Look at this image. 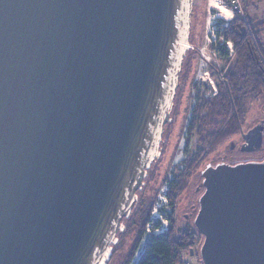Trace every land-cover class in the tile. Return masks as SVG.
<instances>
[{
    "label": "water",
    "instance_id": "1",
    "mask_svg": "<svg viewBox=\"0 0 264 264\" xmlns=\"http://www.w3.org/2000/svg\"><path fill=\"white\" fill-rule=\"evenodd\" d=\"M196 1L0 0V264H108L159 159ZM260 126L254 158L202 172L199 264H264Z\"/></svg>",
    "mask_w": 264,
    "mask_h": 264
},
{
    "label": "flooded vegetation",
    "instance_id": "2",
    "mask_svg": "<svg viewBox=\"0 0 264 264\" xmlns=\"http://www.w3.org/2000/svg\"><path fill=\"white\" fill-rule=\"evenodd\" d=\"M187 66L181 75V85L177 91L172 120L167 126V136L165 135L160 157L149 172L136 209L128 220L126 230L120 236L108 264H115L120 258H124V264L129 256L128 250L130 251L134 244L130 240L135 233L141 232L146 220L145 232L152 228L155 234L163 231L164 227L168 228L166 232H175L177 224L189 227L182 233L192 232L193 221L198 212V201L204 191L202 172L205 167L250 157L243 152L244 135L260 126L264 118L261 121L257 118L254 122H259L249 128L244 127L241 114H237L238 124L235 126L230 125L233 114L227 116L225 111L215 106L207 108L205 102H215L222 89H227L228 78L224 80L219 76V85L214 86L210 82L209 98L195 97L189 110ZM262 115L264 117L263 112ZM180 126H185L184 130L179 129ZM157 225L159 228L155 229ZM201 243L200 237L198 247ZM191 252L193 254V250Z\"/></svg>",
    "mask_w": 264,
    "mask_h": 264
},
{
    "label": "rangeland",
    "instance_id": "3",
    "mask_svg": "<svg viewBox=\"0 0 264 264\" xmlns=\"http://www.w3.org/2000/svg\"><path fill=\"white\" fill-rule=\"evenodd\" d=\"M211 1L212 0H197L195 4L194 30L191 40V48L187 59L188 63H186V66L188 65L187 67L189 71V83L187 84V90L189 94L187 106L189 110L190 108H192L194 104L193 100L196 99L197 96H199L198 99H200L201 96L204 99L205 98L208 99L210 95L208 92L209 90H211L210 82H212L214 86L217 84L219 85L221 81L218 80V76L219 78L221 77L224 80L227 79L235 65L236 59H235V50L233 44L231 43V46L229 45V47H231L234 51L233 54H230L228 50L227 42L223 39H220L216 33L219 27L220 29H224L228 27V25L232 23V20L234 19V15H232L233 18H231L230 21H225L223 19L216 18L217 12L211 9L210 6ZM216 1L219 2L218 0ZM248 1L250 2L249 4ZM241 2L243 7V14H244V17L242 18L244 19V21H249L248 19L249 17L251 20H256L254 26L258 25V29L259 31H261L260 32L261 34H259V36H262V43L264 44V0H241ZM220 5L221 7L224 8V10L227 9L230 11L229 8H225L222 4ZM214 21L217 22L216 32H215V37H212L211 32H213V28H212L213 26H211L210 23H213ZM225 24H227L226 27L224 26ZM246 24L248 25V22ZM256 29H257L256 27L253 29L252 26L248 25V31L254 38H255L254 31H256ZM255 44L256 47L260 49L261 44L257 39L255 40ZM225 51L228 55L227 57L223 56V53ZM262 112L264 113V96L260 97L259 99L256 98L248 99L246 102V112L244 114V119H243L244 127L250 128L254 125V123L256 124L257 122L263 120L264 117H262L263 116ZM257 118H259V121L254 122ZM180 128L184 130L185 126L183 127L180 126L179 129ZM165 135L167 136V134ZM259 155L261 154H258V156ZM255 156H256L255 154L254 156L250 154V157L248 156L247 158H254ZM188 228L189 227L187 225L177 224L174 233L176 235L177 234L182 235L184 229H188ZM166 229L168 228L164 227L163 231H158V232L165 233ZM148 230L149 233L153 235V229L148 228ZM148 230L147 232L144 233L145 235L148 233ZM123 233L121 234V236L123 235ZM140 233L139 232L135 233L131 238L130 242L134 243L132 249ZM154 235L157 234L155 233ZM142 239H144V236ZM142 242L143 240L141 241V244L137 249V251L135 252V254L132 256L133 258L131 257L132 259L128 263H127L128 261L127 258L126 259L127 261H125L124 264L137 263L140 256V250L142 248ZM198 243L199 242L197 241V246L192 249L193 250L192 255L190 253H185V252L182 253L178 264H199L200 258L198 256V252H199ZM132 249L130 251L128 250L129 256L132 253ZM123 260L124 258L117 259L115 264H123Z\"/></svg>",
    "mask_w": 264,
    "mask_h": 264
},
{
    "label": "trees",
    "instance_id": "4",
    "mask_svg": "<svg viewBox=\"0 0 264 264\" xmlns=\"http://www.w3.org/2000/svg\"><path fill=\"white\" fill-rule=\"evenodd\" d=\"M248 19L249 21H244L240 14L235 13L234 19L228 27L224 29L219 27L217 30L216 33L220 39L233 44L236 60L226 82L227 89H222V93L215 102L204 103L207 108L218 107L225 111L227 116L233 114L230 125L235 126L238 124L237 114H241L243 123L247 100L259 99L264 96V44L262 36H259L261 31H259L258 25L254 26L256 20H251L250 17ZM245 22H248V25L253 29L255 27L258 29L254 31L255 38L249 33L248 25ZM256 39L261 44L260 49L256 47ZM223 56H228L226 51ZM146 224L147 220L143 224L128 261L126 260L127 263L139 248L143 236L145 237ZM157 228L159 225L155 226V229ZM199 240L200 236L194 229L192 232L182 235H176L173 231L160 235L153 234L148 238L136 264H178L182 253H190L197 246Z\"/></svg>",
    "mask_w": 264,
    "mask_h": 264
},
{
    "label": "built area",
    "instance_id": "5",
    "mask_svg": "<svg viewBox=\"0 0 264 264\" xmlns=\"http://www.w3.org/2000/svg\"><path fill=\"white\" fill-rule=\"evenodd\" d=\"M220 2V4H222L225 8H229L230 11L233 13V15H235V13L240 14L242 17H244L243 14V7H242V2L241 0H218ZM216 21H214L213 23H210L211 26H213V32H211L212 37H215V32H216ZM225 27L227 26V24L224 25ZM228 45V50L230 52V54H233L234 51L231 47H229V45L231 46V42L227 43ZM151 236V234L148 233L145 235L143 242H142V248L140 250V254L143 252V248L146 245L148 238Z\"/></svg>",
    "mask_w": 264,
    "mask_h": 264
},
{
    "label": "bare ground",
    "instance_id": "6",
    "mask_svg": "<svg viewBox=\"0 0 264 264\" xmlns=\"http://www.w3.org/2000/svg\"><path fill=\"white\" fill-rule=\"evenodd\" d=\"M210 6H211V9L213 11H216L217 12L216 18L223 19L225 21H230L231 18H233L232 17V15H233L232 12L229 11V10H227V9L224 10V8L221 7V5L219 4V2H217L216 0H212ZM161 233L162 232H158L156 234L159 235Z\"/></svg>",
    "mask_w": 264,
    "mask_h": 264
},
{
    "label": "crops",
    "instance_id": "7",
    "mask_svg": "<svg viewBox=\"0 0 264 264\" xmlns=\"http://www.w3.org/2000/svg\"><path fill=\"white\" fill-rule=\"evenodd\" d=\"M250 2L248 1V4H249ZM247 10V9H246ZM256 16V15H255Z\"/></svg>",
    "mask_w": 264,
    "mask_h": 264
}]
</instances>
